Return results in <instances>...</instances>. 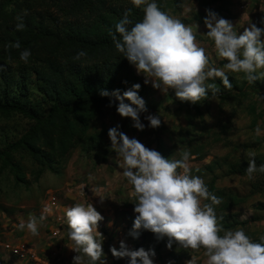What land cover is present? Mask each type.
<instances>
[{"label": "rangeland", "instance_id": "1", "mask_svg": "<svg viewBox=\"0 0 264 264\" xmlns=\"http://www.w3.org/2000/svg\"><path fill=\"white\" fill-rule=\"evenodd\" d=\"M174 4L178 5L177 10L173 9ZM161 7L194 30L198 25L196 39L217 67H222L226 61L216 57L213 42L204 35L208 31L203 22L206 10L229 20L238 34L249 27V23L264 28V0H163ZM4 70L15 78L11 86L12 95L19 94L22 89L25 103L40 98L31 67L26 69L10 61L4 64ZM25 73L27 76L22 78ZM120 81L123 86L121 94L133 84L141 85L138 95L144 99L147 109L140 114L141 122L145 124L143 131L134 128L130 118H122L116 112L119 101L111 95L112 91L110 99L113 104L104 108L93 123L90 137L83 145L73 148L67 161L55 171L45 170L39 177L32 175V170L38 165L21 151L15 153V160L20 165L23 180L17 181L9 168L0 171V264H6L8 255L2 244L12 239L29 240L43 259L49 258V254L61 246L60 254L52 258L53 264H73L76 253L71 249L73 245L68 238L67 223L61 227L60 234H54L60 227L56 214L65 220L66 208L85 201L91 202L104 217L98 222V231L104 237L105 264H127L126 258H114L110 252L111 247L119 250L122 240L132 250L153 248L154 264H172L173 257L179 258L177 264H187L192 257L196 259V264H205L207 257L203 248L184 249L178 242H173L169 249L166 247L167 238L158 241L150 231L142 230L137 238L128 235L136 215L135 199L132 186L122 176V169L115 161L116 153L111 151L108 130L116 125L129 138H136L145 147L156 151L159 138L164 144L173 145L180 140L185 128L208 127L201 138L208 144L199 155H191L192 174L201 176L212 193H216L218 188L221 197L229 194L243 197L239 203L228 200L230 205L226 208H222V203L215 206L217 216L223 217L219 222L225 230L228 228L224 225L229 224L232 230L243 228L256 242L264 237V174L257 173L253 180L245 175L250 159H254L257 166L264 164V79L249 84L242 73H230L231 89H224L217 79L214 82L221 89L220 93L197 103L181 101L171 89L165 94L150 83L145 84L144 76L137 74L133 65L120 76ZM242 90L246 91V95L240 101ZM224 93L222 98L220 95ZM3 98V90H0V100ZM124 102L130 103L127 100ZM149 114L160 117L159 127L147 126L148 121L144 117ZM31 124L29 118L17 113L9 116L0 114V148L18 139ZM257 125L260 126L259 134L255 131ZM217 135L219 138L215 139ZM181 149V145L176 147L175 157L180 156ZM99 196L105 199L101 202ZM52 197L58 200V213L47 215L39 228V235L18 230L21 220L26 222L30 215L39 217ZM244 216L247 219H241Z\"/></svg>", "mask_w": 264, "mask_h": 264}, {"label": "clouds", "instance_id": "2", "mask_svg": "<svg viewBox=\"0 0 264 264\" xmlns=\"http://www.w3.org/2000/svg\"><path fill=\"white\" fill-rule=\"evenodd\" d=\"M130 3L142 8L143 18L133 23L129 9L109 35L117 52L135 67L137 74L144 76L145 84L150 83L165 94L171 89L181 101L197 103L220 93L221 89L214 82L217 79L224 89H231L230 73H242L249 84L264 79V28L249 23V27L238 34L229 20L206 10L203 22L208 31L204 35L213 42L216 57L226 61L222 67H217L196 39L197 24L194 30L170 16L158 7L156 0H130ZM17 20L16 29L23 30L22 18L17 17ZM13 47L19 49L20 44L17 42ZM30 56L29 49L20 52V60L25 63ZM86 56V51L80 50L74 59ZM140 87L139 83L133 84L122 94L117 89L111 95L119 101L116 112L122 118H130L132 126L143 131L145 124L140 114L147 109L144 99L138 95ZM100 95L110 94L102 90ZM144 119L148 127L160 126L161 119L157 115L149 114ZM255 131L260 133L259 125ZM108 137L111 151L116 153L115 161L132 186L135 199L136 215L128 235L137 238L142 230L150 231L158 241L167 238L169 249L173 242L184 249L203 248L207 257L205 264H264V237L256 242L243 228L225 230L222 227L219 221L223 217H218L215 210L222 198L209 191L201 176L192 174L189 151H182L179 159L165 158L136 138H129L120 131L119 125L108 130ZM257 173L264 174V164L257 166L255 160L250 159L245 175L253 180ZM104 199L100 197L101 202ZM51 212L52 208L45 206L39 217L30 215L26 222L21 220L18 230L39 235L40 226ZM64 217L73 245L71 249L76 253L73 264H105L104 237L98 231V222L104 219L101 213L91 202L85 201L66 208ZM110 252L114 258H126L127 264H154L153 248L132 250L122 240L119 250L111 247ZM187 264H196V259L192 257Z\"/></svg>", "mask_w": 264, "mask_h": 264}, {"label": "trees", "instance_id": "3", "mask_svg": "<svg viewBox=\"0 0 264 264\" xmlns=\"http://www.w3.org/2000/svg\"><path fill=\"white\" fill-rule=\"evenodd\" d=\"M162 1L156 0L164 11ZM129 9L133 23L143 18L142 8L134 7L130 0H0V90L4 96L0 100V114L17 113L32 121L18 139L0 148V171L9 168L17 181L23 180L15 160L19 151L38 165L32 175L39 177L45 170L55 171L67 161L73 148L90 137L93 123L111 101L110 95L102 97L100 92L123 90L120 76L131 66L117 52L109 35ZM173 9L177 10L178 5L174 4ZM17 17L22 18L23 30L16 29ZM17 42L19 49L13 47ZM24 49L31 52L28 63L20 60ZM80 50L86 51L87 56L74 59ZM10 61L33 69L40 98L25 103L22 89L19 94H11L15 78L4 70V64ZM26 76L25 73L22 78ZM240 94L242 101L246 91ZM220 96L224 98L225 93ZM198 113L201 114L200 110ZM207 131L208 127L203 125L198 129L185 128L173 145H166L159 138L157 151L165 158L179 159L174 152L181 145L180 152L187 150L191 155H199L208 144L201 141ZM214 194L222 196L218 188ZM221 198L222 208L230 205L228 200H243L232 194ZM173 258L172 264H177L179 258Z\"/></svg>", "mask_w": 264, "mask_h": 264}, {"label": "built area", "instance_id": "4", "mask_svg": "<svg viewBox=\"0 0 264 264\" xmlns=\"http://www.w3.org/2000/svg\"><path fill=\"white\" fill-rule=\"evenodd\" d=\"M47 206L52 208V215L56 212L58 213L59 203L55 197H52V200H50ZM56 215V219L60 223V227L56 229L54 233L55 236L60 234L61 227H63L66 222L64 219L58 216L59 214ZM3 249L10 257V264H53L52 258H55L60 254L62 247H56L55 251L53 250L47 259L41 258L37 251L33 249L31 244L23 239H12L5 241L3 243Z\"/></svg>", "mask_w": 264, "mask_h": 264}, {"label": "crops", "instance_id": "5", "mask_svg": "<svg viewBox=\"0 0 264 264\" xmlns=\"http://www.w3.org/2000/svg\"><path fill=\"white\" fill-rule=\"evenodd\" d=\"M26 241H28L30 244H31V242L29 241V240H27V239H25ZM31 246L33 247V245L31 244ZM33 249L35 250V251H37V249L35 248V247H33ZM40 258V257H39ZM6 260H7V262H6V264H10V259H9V256L7 255L6 256Z\"/></svg>", "mask_w": 264, "mask_h": 264}]
</instances>
